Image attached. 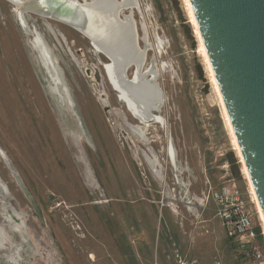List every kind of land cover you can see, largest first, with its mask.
<instances>
[{
    "label": "rangeland",
    "instance_id": "1",
    "mask_svg": "<svg viewBox=\"0 0 264 264\" xmlns=\"http://www.w3.org/2000/svg\"><path fill=\"white\" fill-rule=\"evenodd\" d=\"M138 2V46L148 45L143 68L159 71L156 115L164 120L140 138L103 68L93 79L97 61H108L86 38L26 12L25 30L0 0V264H145L149 254L166 264H235L206 198L222 177L246 184L185 8L181 0Z\"/></svg>",
    "mask_w": 264,
    "mask_h": 264
},
{
    "label": "bare ground",
    "instance_id": "2",
    "mask_svg": "<svg viewBox=\"0 0 264 264\" xmlns=\"http://www.w3.org/2000/svg\"><path fill=\"white\" fill-rule=\"evenodd\" d=\"M8 1L12 2L15 7V12L20 22L19 24L25 30H27V24L24 20L23 13H29L32 11L43 17L52 18L70 24L73 28L77 29L78 32L90 39L95 53H100L109 58L110 61L108 64L104 65V70L112 87L117 91V99H119L130 113L144 125V127L131 126V129L136 132L139 138L144 135L145 131L151 124H163L164 120L158 115L154 116L151 113L152 110L155 108L159 110L160 106L163 105V90L157 82L159 76L158 69L153 68L152 65L143 68V65L146 63L148 45L143 50L138 46V33L135 25L136 22L133 18L135 10L140 13L138 0H84V3L80 4L76 0H26L24 3H22V1L25 0H21V2L20 0ZM181 1L196 39L197 52L202 60L213 95L219 106L230 147L239 161L241 174L245 181L247 192L255 208L264 235V217L224 108L189 0ZM42 5L46 8L40 10L39 6L42 8ZM143 33V40L145 41V44H147V32L144 30ZM40 47L42 61L46 66L49 77L58 84L60 78L55 73L54 63L49 54L50 51H48L45 46ZM132 66H134L136 72L132 79H127L125 73ZM58 86H56V88L60 90ZM150 120L155 121L150 122ZM102 150L103 149H101V151ZM165 154L171 167L176 170L175 152L171 144L167 145ZM153 163L157 169V161L154 160ZM155 172L157 175L159 174L158 170Z\"/></svg>",
    "mask_w": 264,
    "mask_h": 264
},
{
    "label": "water",
    "instance_id": "3",
    "mask_svg": "<svg viewBox=\"0 0 264 264\" xmlns=\"http://www.w3.org/2000/svg\"><path fill=\"white\" fill-rule=\"evenodd\" d=\"M189 4L264 217V0Z\"/></svg>",
    "mask_w": 264,
    "mask_h": 264
},
{
    "label": "built area",
    "instance_id": "4",
    "mask_svg": "<svg viewBox=\"0 0 264 264\" xmlns=\"http://www.w3.org/2000/svg\"><path fill=\"white\" fill-rule=\"evenodd\" d=\"M206 200L216 206V217L233 248L235 263L264 264V235L256 213L249 208L252 201L247 188L244 191L233 178L225 176L209 191ZM213 264L224 263L221 258H215Z\"/></svg>",
    "mask_w": 264,
    "mask_h": 264
},
{
    "label": "flooded vegetation",
    "instance_id": "5",
    "mask_svg": "<svg viewBox=\"0 0 264 264\" xmlns=\"http://www.w3.org/2000/svg\"><path fill=\"white\" fill-rule=\"evenodd\" d=\"M4 2H6V3H8V4H10V5H12L13 6V4H12V2H10V1H6V0H3ZM17 1H19V0H17ZM79 4L80 3H84V0H76ZM20 2H21V0H20ZM14 7V6H13ZM15 8V7H14ZM43 8H46L45 6H43L42 5V8H41V6H39V9L40 10H42ZM45 10H47V9H45ZM30 14H33V15H36V16H39V17H43V16H41V15H39V14H36V13H34V12H32V11H30L29 12ZM16 17H17V20H18V16L16 15ZM44 18H47V17H44ZM47 19H50V20H54V19H52V18H47ZM54 21H56V22H58V23H60V24H62V25H65V26H69V27H71L72 28V26L70 25V24H68V23H65V22H61V21H59V20H54ZM18 23H20L19 22V20H18ZM65 23V24H64ZM20 25V24H19ZM21 26V25H20ZM77 31V30H76ZM78 32V31H77ZM80 35H82L83 37L85 36V35H83V34H81L80 32H78ZM84 38H86V40H87V37L85 36ZM90 40V39H89ZM89 40H87L88 42H89V44H90V42L91 41H89ZM91 47H92V45H90ZM97 54H99V55H102V54H100V53H97ZM102 56H105V55H102ZM105 58L107 59V61H108V63H109V58L107 57V56H105ZM148 61V59L146 58V62ZM98 62V65H99V67H98V71H99V76H100V80H101V74H100V71L102 70V68H103V70H104V65L105 64H103L100 60H98L97 61ZM107 63V64H108ZM131 68V67H130ZM132 68H133V72H132V76H131V79H132V77H134V73L136 72V70H135V68H134V66H132ZM101 69V70H100ZM128 71V70H127ZM127 71H126V73H125V77L127 78V79H129L128 78V75H127ZM92 73L90 72V75H91ZM104 74H105V76H106V73H105V70H104ZM93 77V76H92ZM106 78H107V76H106ZM94 79V78H93ZM158 79V78H157ZM107 80H108V78H107ZM96 82V81H95ZM108 82H109V80H108ZM109 84L111 85V83L109 82ZM111 87H112V85H111ZM112 89H113V91L115 92V94H116V96L118 97V95H117V91L112 87ZM119 100V99H118ZM120 101V100H119ZM125 106V105H124ZM126 108V107H125ZM127 109V108H126ZM127 111L130 113V111L127 109ZM158 112V109L157 108H155L154 110H152L151 111V113L154 115V116H156V113ZM131 114V113H130ZM131 116H132V118L134 119V120H136L137 121V126H140V127H144V125L141 123V122H139L132 114H131ZM153 121H155V120H150V122H153ZM142 125V126H141ZM147 132V131H146ZM170 164V163H169ZM170 166H171V164H170ZM5 215H6V212L4 213L3 212V214L2 215H0V219H2V220H4L5 219ZM9 218L11 219V220H13L14 222L15 221H17V219L14 217V216H12V215H9ZM0 233H2L3 235H4V230H3V227H1L0 226Z\"/></svg>",
    "mask_w": 264,
    "mask_h": 264
},
{
    "label": "crops",
    "instance_id": "6",
    "mask_svg": "<svg viewBox=\"0 0 264 264\" xmlns=\"http://www.w3.org/2000/svg\"><path fill=\"white\" fill-rule=\"evenodd\" d=\"M116 203H118V202H116ZM214 204V203H213ZM118 204H116V206H117ZM143 205V204H142ZM214 206H215V204H214ZM215 208H216V206H215ZM215 216H216V211H215ZM217 218V217H216ZM116 219H117V215H116ZM218 225H220L221 226V224H218ZM221 228H222V226H221ZM222 233H223V237H224V239H225V241L227 240L226 239V236H225V233H224V230H223V228H222ZM149 243L151 244V241H149ZM234 255V254H233ZM142 258H144L143 259V262L145 263V264H166V263H164V261H160L159 260V258H158V255L154 258V256L153 255H151V254H149V255H144V257H142ZM233 259H234V257H233ZM193 261H195L196 262V264H197V261L196 260H190V261H188V262H193ZM223 261V260H222ZM235 262V261H234ZM223 263L225 264V262L223 261ZM236 264V263H235Z\"/></svg>",
    "mask_w": 264,
    "mask_h": 264
}]
</instances>
